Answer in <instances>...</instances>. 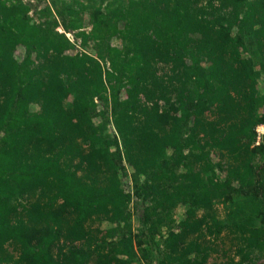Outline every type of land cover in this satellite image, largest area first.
<instances>
[{
	"label": "trees",
	"instance_id": "16d2710c",
	"mask_svg": "<svg viewBox=\"0 0 264 264\" xmlns=\"http://www.w3.org/2000/svg\"><path fill=\"white\" fill-rule=\"evenodd\" d=\"M262 122L264 0H0V264H264Z\"/></svg>",
	"mask_w": 264,
	"mask_h": 264
},
{
	"label": "rangeland",
	"instance_id": "374dc122",
	"mask_svg": "<svg viewBox=\"0 0 264 264\" xmlns=\"http://www.w3.org/2000/svg\"><path fill=\"white\" fill-rule=\"evenodd\" d=\"M33 2H36V0H32ZM32 12L33 13H35V8H33V10H32ZM35 16H37V15H35ZM66 33V32H65ZM72 35H73V33H71V32H67V34H66V36L70 39V40H75V38H72ZM74 36V35H73ZM80 40V39H79ZM77 41L76 43H77V48H82L81 47V45L79 44L80 43V41ZM75 50H76V48H75ZM260 124H264L263 122L262 123H260ZM131 178V176L130 175H128V177H127V179L129 180ZM219 207H220V209L221 210H223V208H224V204L223 203H221V204H219ZM183 212H184V207H182V206H179L178 207V209H177V214H178V216H182L183 215ZM132 218H133V229L134 230H137L138 229V226L140 225L139 224V220H138V216H137V213H135L133 216H132ZM157 236H159L158 234H157Z\"/></svg>",
	"mask_w": 264,
	"mask_h": 264
},
{
	"label": "built area",
	"instance_id": "2783aa9c",
	"mask_svg": "<svg viewBox=\"0 0 264 264\" xmlns=\"http://www.w3.org/2000/svg\"><path fill=\"white\" fill-rule=\"evenodd\" d=\"M257 130H258L257 142H259L264 134V124H259Z\"/></svg>",
	"mask_w": 264,
	"mask_h": 264
}]
</instances>
